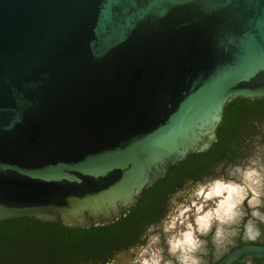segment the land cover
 Wrapping results in <instances>:
<instances>
[{
  "label": "water",
  "instance_id": "1",
  "mask_svg": "<svg viewBox=\"0 0 264 264\" xmlns=\"http://www.w3.org/2000/svg\"><path fill=\"white\" fill-rule=\"evenodd\" d=\"M259 96L264 0H0V221L109 222Z\"/></svg>",
  "mask_w": 264,
  "mask_h": 264
},
{
  "label": "clouds",
  "instance_id": "2",
  "mask_svg": "<svg viewBox=\"0 0 264 264\" xmlns=\"http://www.w3.org/2000/svg\"><path fill=\"white\" fill-rule=\"evenodd\" d=\"M192 196L194 199L170 216L162 228L168 234L167 258L164 248H152L161 239L153 235L132 264H203L210 233L214 244L224 242L240 228L247 238H258L256 222L264 224V141L257 137L253 153L244 163L210 178Z\"/></svg>",
  "mask_w": 264,
  "mask_h": 264
},
{
  "label": "flooded vegetation",
  "instance_id": "3",
  "mask_svg": "<svg viewBox=\"0 0 264 264\" xmlns=\"http://www.w3.org/2000/svg\"><path fill=\"white\" fill-rule=\"evenodd\" d=\"M256 125V123H253V126H250V123L246 124L243 132L244 136H250V127L254 128ZM242 138L243 136H240L234 143L230 144V154L217 156V163L212 169H195L192 166L177 170L171 175L166 172L165 176L159 177L151 185V187H156L147 194L148 197L145 203L138 204L137 202L135 205L123 210L109 222L96 221L83 226H75L83 228L85 233H82L74 241L75 247L68 248V255L64 259V264H132L135 254L141 250L144 244L147 243L148 238L153 235H159L161 239L159 244L152 245V248H164V254L167 258L166 239L168 234L162 231L167 219L188 203L190 198H193L192 193L200 185L199 181H204L212 175L216 176L221 171V166L224 163L235 162L243 154L242 144L244 139L242 140ZM218 166L220 168L216 172ZM35 219L38 232L32 238V245L35 250L33 264H43L40 259V253L50 245L51 237L48 234H45V236L41 235L39 232L40 225H50L49 223L56 221ZM150 227H152L151 232H149ZM105 228L108 231L107 233L104 232ZM206 239L208 240V250L206 254L202 255L203 264H215L225 253L216 257L211 251L213 247L211 236L209 235ZM244 240L257 241L244 237V232H242L240 238L227 247L226 250L230 249L231 246L240 245L239 243ZM242 260L243 258L235 264L248 262Z\"/></svg>",
  "mask_w": 264,
  "mask_h": 264
},
{
  "label": "trees",
  "instance_id": "4",
  "mask_svg": "<svg viewBox=\"0 0 264 264\" xmlns=\"http://www.w3.org/2000/svg\"><path fill=\"white\" fill-rule=\"evenodd\" d=\"M264 121V96L257 98L234 97L224 106L223 120L217 127V138L213 140L210 147L203 152H193L179 163H172L168 175L180 169L188 167L210 168L217 163V156L230 154V144L234 143L240 136H244L246 124L259 123ZM253 128L250 127L252 131ZM251 134V133H250ZM246 135V134H245ZM156 186H150L139 196L138 204L147 201L148 193ZM134 208V207H133ZM132 208V209H133ZM50 225H40V233L50 235L51 243L41 251L40 259L43 264H64L68 255V248L75 247L76 239L85 233L81 227L51 222ZM37 221L35 218H14L0 221V264H33L35 250L32 245V238L37 234ZM89 232V231H87ZM104 232H108L106 228ZM262 241V242H260ZM263 243V240L246 241L239 243ZM233 247L226 250L230 251ZM224 252V253H226ZM11 257L10 261L7 260ZM243 260L254 264H264V259L243 257ZM242 260V261H243Z\"/></svg>",
  "mask_w": 264,
  "mask_h": 264
},
{
  "label": "rangeland",
  "instance_id": "5",
  "mask_svg": "<svg viewBox=\"0 0 264 264\" xmlns=\"http://www.w3.org/2000/svg\"><path fill=\"white\" fill-rule=\"evenodd\" d=\"M250 132H251V137L246 136L247 138L244 139V140H246V142H245V144L243 146V156H240L238 159L235 160V162H229L228 164L227 163H224L221 166V171H219L220 166H218V168L216 169V172H217V170L219 172H218V174H216V176L222 174L231 165H234V164H237V163H241V164L244 163L249 158V156L252 155L253 150H254V144L257 142V137H259L262 141H264V121L257 123L256 127H254L252 129V131H250ZM212 177H214V176L213 175L210 176V178H212ZM210 178H207L204 181H199V184L201 185L203 183H206ZM190 199H194V197L193 198H190ZM262 211H264V209H262ZM256 223H257V225H258V227L260 229V236L258 238H256V239H254V240H259V239H263L264 240V237L262 235V229L264 227V224L259 223L258 221ZM178 227H179V225H178ZM213 231H214V229H213ZM242 232H243V228H240V229H238L235 232L234 235L230 236L224 242H222L220 244H214L213 243V247L211 249V251L213 252V254L217 257V256L221 255L222 253H224V251L226 250L227 247H229L231 244L235 243L240 238ZM209 235L211 236V233ZM244 237H247V236H245V234H244ZM250 240H253V239H250ZM145 245L146 244H144V246ZM207 250H208V246L204 250V252L202 253V255L203 254H206L207 253ZM244 264H254V263H252V262H246Z\"/></svg>",
  "mask_w": 264,
  "mask_h": 264
}]
</instances>
